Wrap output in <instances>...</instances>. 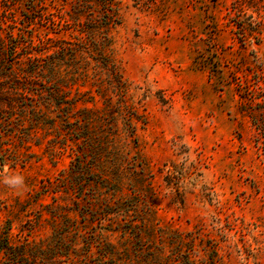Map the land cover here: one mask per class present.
<instances>
[{"label":"rangeland","instance_id":"rangeland-1","mask_svg":"<svg viewBox=\"0 0 264 264\" xmlns=\"http://www.w3.org/2000/svg\"><path fill=\"white\" fill-rule=\"evenodd\" d=\"M256 2H0L3 35L14 31L16 43L32 40L28 50L62 59L67 111L94 118L86 133L100 144L116 134L108 146L122 155L120 191L108 194L97 175L76 186L66 177L74 144L57 107L47 110L50 124L26 121L0 137V235L11 221L12 240L32 242L50 263H89L94 208L100 247L114 254L107 264H155L156 252L181 241L204 259L217 249L223 264H264V145L239 112L241 95L264 92V0ZM130 113L140 120L126 138ZM13 177L22 182L8 183ZM52 181L63 192L28 206ZM42 209L58 216L40 217ZM106 209L116 213L105 217ZM0 264H12L2 252Z\"/></svg>","mask_w":264,"mask_h":264},{"label":"trees","instance_id":"trees-1","mask_svg":"<svg viewBox=\"0 0 264 264\" xmlns=\"http://www.w3.org/2000/svg\"><path fill=\"white\" fill-rule=\"evenodd\" d=\"M241 1L249 6L252 3L254 4V2L257 3V0ZM0 2H4L3 7L6 9L12 4H21L22 0H1ZM250 29L251 33L255 31L252 26ZM0 30H2L1 27ZM16 37L14 31H11L9 35H3L2 31H0V137L10 138L14 136L18 130L25 128L24 126L27 125L26 121L34 125L50 124L47 110L57 107L62 112L60 118L68 126L64 130L68 134H65V137L68 138L69 136L74 144L73 146L67 144L73 150L71 174L66 176L69 178L68 180L74 186L78 183L83 185L80 181L82 177L97 175L98 177L96 178L100 181L97 185L98 188L103 189L104 192L108 191L106 192L108 194L119 192L120 189L117 188L116 182L117 176L121 175L118 168L121 170L119 163L122 155L119 157L120 151L112 150V147L108 146L116 134H107L106 140L100 144L96 141L97 138L86 133L88 125L94 118L89 119L86 115L79 118L72 115L71 111H67V109L72 108V102L68 101L70 99L63 98V95H67L66 91L63 90L65 84L60 81L57 69L59 67L58 62L62 59L60 57H52V54L43 57L36 52H32V50H28L29 47H34L32 40L16 43L14 39ZM110 71L111 74L115 75L116 73L117 75V71H114V68L110 69ZM247 94L249 95H241L242 101L239 112L249 119L255 131V141L259 146H262L264 145V92L259 95L255 93L250 95V91H248ZM62 104L65 106L62 107ZM63 110L67 111V113H63ZM123 118L125 123L124 136L126 138L133 137L135 132L134 124L140 120V117L135 113H130ZM101 121H104L103 117ZM68 124L75 126L70 127ZM117 124L113 122L109 125V128L110 126L115 128ZM20 139L23 140V137ZM105 162L108 165L107 171L103 168L99 169ZM106 172L111 173V177ZM109 178L112 180H109ZM59 187H61V181L57 183L52 181L47 186H41V189H37L36 195L27 201L28 206H34V204L39 203V197L45 193L63 192L62 189H58ZM106 205L109 206L108 204ZM102 209H105V207H102ZM91 210L94 216L91 221L92 229L94 230L93 234L96 241L87 242L88 251L85 259L90 261L89 263L92 262V264L111 263L114 258L112 249L100 247L102 241L97 239L99 235L97 233V220L101 213L98 211L94 213V208ZM45 213H49L51 217L58 216L53 210L42 209L40 210V217H44ZM111 213L116 212H110L106 209L104 215L106 217ZM105 217L104 220H106ZM5 230L3 232L4 235H0V252L6 257L8 262L12 264H54V262L50 263L45 251L34 246L32 242L24 243L22 241L20 243V241H13L10 231L11 221L7 222ZM94 245L100 248L99 255L94 256L92 251ZM205 252L207 258L204 259L197 253V248L192 243L185 245L184 241H181V243L174 242L170 254L166 255L164 252H156L157 255L153 256V259L155 264H223L217 249L206 250ZM75 259L74 264H89L84 262V257L79 256ZM57 261L58 259H55L56 263H58Z\"/></svg>","mask_w":264,"mask_h":264},{"label":"clouds","instance_id":"clouds-1","mask_svg":"<svg viewBox=\"0 0 264 264\" xmlns=\"http://www.w3.org/2000/svg\"><path fill=\"white\" fill-rule=\"evenodd\" d=\"M10 184L16 185L22 182V178L20 177H13L7 181Z\"/></svg>","mask_w":264,"mask_h":264}]
</instances>
